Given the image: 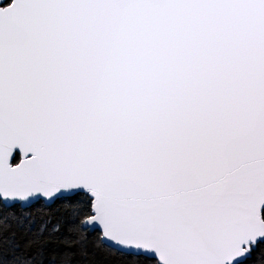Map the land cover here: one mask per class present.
<instances>
[{
	"label": "snow or ice",
	"instance_id": "6c2138e0",
	"mask_svg": "<svg viewBox=\"0 0 264 264\" xmlns=\"http://www.w3.org/2000/svg\"><path fill=\"white\" fill-rule=\"evenodd\" d=\"M0 264H264V0H0Z\"/></svg>",
	"mask_w": 264,
	"mask_h": 264
}]
</instances>
